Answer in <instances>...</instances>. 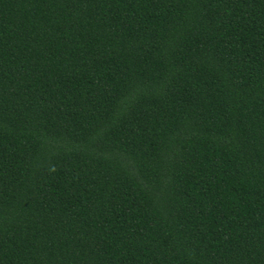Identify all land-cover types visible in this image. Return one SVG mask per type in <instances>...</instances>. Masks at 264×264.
<instances>
[{"label":"trees","instance_id":"trees-1","mask_svg":"<svg viewBox=\"0 0 264 264\" xmlns=\"http://www.w3.org/2000/svg\"><path fill=\"white\" fill-rule=\"evenodd\" d=\"M0 264H264V0H0Z\"/></svg>","mask_w":264,"mask_h":264}]
</instances>
